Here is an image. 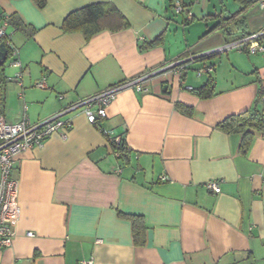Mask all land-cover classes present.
<instances>
[{
    "label": "crops",
    "instance_id": "crops-1",
    "mask_svg": "<svg viewBox=\"0 0 264 264\" xmlns=\"http://www.w3.org/2000/svg\"><path fill=\"white\" fill-rule=\"evenodd\" d=\"M44 1L37 9L31 0H0V26L15 15L27 27L6 25L21 64L20 83L19 68L4 64L6 124L23 115L43 121L144 72L264 31L260 0H179L181 13L173 0ZM98 3L112 4L128 27L88 41L62 31L65 17ZM200 68L211 71L198 76ZM209 78L211 97L191 91ZM146 88L119 91L95 125L69 114L65 139L17 156L19 216L0 264H264V130L253 132L244 153L242 134L217 127L254 106L264 52L199 57L181 76L163 73ZM115 139L124 153L113 150ZM210 181L219 194L205 188ZM131 216L143 221L141 237Z\"/></svg>",
    "mask_w": 264,
    "mask_h": 264
},
{
    "label": "built area",
    "instance_id": "built-area-1",
    "mask_svg": "<svg viewBox=\"0 0 264 264\" xmlns=\"http://www.w3.org/2000/svg\"><path fill=\"white\" fill-rule=\"evenodd\" d=\"M261 8H264V0L259 1ZM173 7L176 13L182 12V6L179 0H173ZM188 20H191V14H187ZM6 22L0 26V44H4L9 52L8 62L13 66L19 68L16 72L13 82L20 83L21 64L19 62V50L14 48L6 33ZM264 37V31L258 34L246 36L239 39L232 44H226L222 48L215 49L210 54H222L232 49L245 50L246 52L256 53L264 52V45L257 43L258 38ZM190 56L185 60H177L162 68L144 72L138 77L126 80L124 83L114 85L107 88L102 93L91 96V98L79 100L76 103L69 104L61 111L55 113L52 117L40 122L30 123L25 115L15 124H6L3 117H0V251L8 249L12 246L15 238L14 226L17 223L19 216V209L17 207L18 188L19 184L16 180L11 178L12 170L16 166V158L20 153L32 150L34 147H40L44 141L52 137H59L65 139L68 131L71 128V122L67 116L71 113H83L89 124L95 125L97 119H104L106 116V106L110 104L116 94L124 89H132L135 93H146L147 83L151 78L162 75L163 73H173L181 76L184 71H187L189 64L194 63L199 57L209 56ZM211 70L209 68H200L197 75L208 74ZM38 88H44V82L36 84ZM64 97L59 96L60 100ZM25 107H23V110ZM116 143L118 139L114 140ZM205 188L215 195L221 192L219 183L206 182ZM28 236H32L28 233ZM101 241L97 240V243Z\"/></svg>",
    "mask_w": 264,
    "mask_h": 264
},
{
    "label": "trees",
    "instance_id": "trees-1",
    "mask_svg": "<svg viewBox=\"0 0 264 264\" xmlns=\"http://www.w3.org/2000/svg\"><path fill=\"white\" fill-rule=\"evenodd\" d=\"M34 2L37 9H43L46 5L44 0H31ZM6 25H10L21 31L27 30V27L23 26L17 16H11L4 20ZM128 27V22L122 17L117 9L112 4L98 3L88 5L85 8L75 10L64 18L62 22V31L67 34H73L75 32L81 33L85 40L88 41L94 34L99 33L102 30H116L121 31ZM156 42H150L144 46V49L153 47ZM7 49V48H6ZM9 55V52H8ZM8 55L6 61L8 60ZM5 61V62H6ZM3 67H0V100L2 99V93L6 84L5 75H3ZM213 80L208 79L207 82L197 90H191L201 98H209L213 94ZM264 89L261 88L257 94L254 102V106L251 110L244 114L226 118L217 127L226 133L242 134V143L240 150L247 152L248 147L253 139V132H262L264 130V105L262 104L261 109L258 105L263 102ZM3 100H1L2 104ZM180 109H184L178 105ZM113 150L117 153H124L126 151L125 144L122 139H118L116 143L112 140ZM134 238L141 237L145 227H143V221L141 217L131 216L129 217Z\"/></svg>",
    "mask_w": 264,
    "mask_h": 264
},
{
    "label": "water",
    "instance_id": "water-1",
    "mask_svg": "<svg viewBox=\"0 0 264 264\" xmlns=\"http://www.w3.org/2000/svg\"><path fill=\"white\" fill-rule=\"evenodd\" d=\"M8 55V51L4 44H0V67H3Z\"/></svg>",
    "mask_w": 264,
    "mask_h": 264
}]
</instances>
